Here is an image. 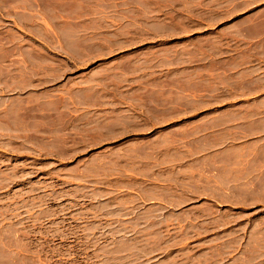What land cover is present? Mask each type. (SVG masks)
<instances>
[{
  "label": "rangeland",
  "instance_id": "374dc122",
  "mask_svg": "<svg viewBox=\"0 0 264 264\" xmlns=\"http://www.w3.org/2000/svg\"><path fill=\"white\" fill-rule=\"evenodd\" d=\"M41 1L99 42L67 73L0 67V261L264 264V55L226 58L264 27L194 24L209 0Z\"/></svg>",
  "mask_w": 264,
  "mask_h": 264
},
{
  "label": "crops",
  "instance_id": "0c3cea01",
  "mask_svg": "<svg viewBox=\"0 0 264 264\" xmlns=\"http://www.w3.org/2000/svg\"><path fill=\"white\" fill-rule=\"evenodd\" d=\"M2 2L3 8L18 12L16 16L6 18L8 25L14 28L17 35L9 38L6 34H2L0 40L4 44L0 54V58L3 59L0 67L4 70V74L11 78L20 74L21 71L37 74L49 70L67 73L70 65L84 62L89 55L90 45L99 42L98 36L93 33V26L91 29L86 27L87 36L84 38L81 36L85 27L83 24L72 25L68 32V24H63L59 17L54 23L51 20L38 19L39 15L35 12L42 4L41 0H3ZM2 6L0 2V12ZM20 12L27 13L23 15ZM189 17L203 20V22L194 23L203 26L230 25L238 28L250 26L258 30L264 27V7H261L259 3L245 4L243 0H209L198 13L194 11L193 15L189 14ZM98 30L99 27L96 24L95 32ZM26 38L35 42V48H25L24 44L21 45V39ZM10 43L11 45L8 46ZM226 43L234 44L231 46L233 51L226 56L231 67L252 66L255 64L253 54L264 55V34H237L231 36ZM262 63L264 64V58ZM202 110L206 112L205 107ZM205 117H207L206 114L200 118ZM0 264L12 263L0 261Z\"/></svg>",
  "mask_w": 264,
  "mask_h": 264
}]
</instances>
